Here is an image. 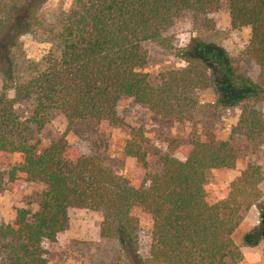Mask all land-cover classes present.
Wrapping results in <instances>:
<instances>
[{"label": "trees", "instance_id": "1", "mask_svg": "<svg viewBox=\"0 0 264 264\" xmlns=\"http://www.w3.org/2000/svg\"><path fill=\"white\" fill-rule=\"evenodd\" d=\"M47 1L0 0V192L23 183L45 186L36 211L18 209L12 223L0 225L3 264H47L44 245L68 228L72 210L84 209L102 213L100 237L119 245L117 264H242L243 252L233 237L243 214L257 204L260 223L242 242L254 247L264 239V172L247 166L224 191L211 190L209 171L235 168L229 141L196 137L183 160L157 152L161 174H149L150 140L141 127L130 128L124 154L145 172L138 180L113 173L103 158L78 151L64 136L40 150L34 134L53 113L62 114L69 126L86 119L119 124L117 105L123 97L162 118L182 121L197 110L198 95L212 90L220 106L240 108L244 134L263 138L264 118L255 103L264 89L234 67L223 48L196 38L174 48L165 34L185 13L210 28V15L222 0H73L43 66L34 65L16 83L13 56L19 40ZM226 2L231 28L249 30L246 55L264 78V0ZM144 43L172 52L185 66L161 73L152 83L142 71ZM22 102L31 107L25 119L16 111ZM6 157L12 162L3 171ZM137 211L151 221L144 258L138 252Z\"/></svg>", "mask_w": 264, "mask_h": 264}, {"label": "rangeland", "instance_id": "2", "mask_svg": "<svg viewBox=\"0 0 264 264\" xmlns=\"http://www.w3.org/2000/svg\"><path fill=\"white\" fill-rule=\"evenodd\" d=\"M73 0H48L33 22L29 33L21 36L20 45L13 56V70L16 83H20L31 73V67L43 66L44 59L54 49V35L58 31L59 20L70 10ZM210 28L197 24L190 13H185L165 34L173 41L174 48L186 47L196 38L207 43H214L229 55L234 67L258 83L264 89V78L259 75L258 67L247 57L248 29L234 30L230 26L226 0L221 1L217 13L210 15ZM147 62L142 71L150 76L152 83L158 81L161 73L179 69L185 63L176 58L172 52L153 43H144ZM0 74V90H3ZM13 97V92H8ZM197 110L182 121L165 119L146 107L136 104L132 99L123 97L117 105L119 124H96L91 119L75 121L68 125L60 113H53L49 122L39 131L34 128L39 149L49 145L62 136L78 151L97 155L104 159L113 173L142 180L145 176L134 159L124 154V145L128 131L141 127L150 140L147 147V169L149 174H161L162 168L157 152H164L183 160L190 141L196 137L204 140L229 141L236 155V165L231 170H214L207 173L209 187L213 191H224L228 184L240 176L241 172L254 165L264 172V136L253 139L244 134L239 127L241 114L238 107H224L217 103L216 93L203 91L199 95ZM30 105L18 103L16 111L25 119L29 116ZM264 118V97L255 103ZM12 159L4 158L2 170L7 171ZM45 186L40 183H23L13 191L5 189L0 192V225L12 223L18 209L32 212L38 208L40 194ZM264 203V181L260 184ZM139 218L138 231L139 256L144 258L147 252L148 235L151 221L147 215L136 212ZM102 213L84 209L69 213L68 228L62 232L54 243H46L47 264H117L119 245L100 237ZM260 223L258 204L243 214V219L234 233V240L243 252L242 264H264V239L256 246L243 244V237L251 233ZM5 252L0 249V264H3ZM133 257V256H131Z\"/></svg>", "mask_w": 264, "mask_h": 264}]
</instances>
